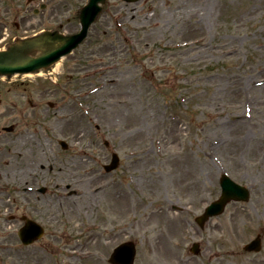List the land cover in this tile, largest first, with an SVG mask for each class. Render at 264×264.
Returning a JSON list of instances; mask_svg holds the SVG:
<instances>
[{"label": "rangeland", "instance_id": "374dc122", "mask_svg": "<svg viewBox=\"0 0 264 264\" xmlns=\"http://www.w3.org/2000/svg\"><path fill=\"white\" fill-rule=\"evenodd\" d=\"M86 2L0 0V48L61 24L77 32ZM10 125L0 264H111L127 241L135 264H264V0H109L58 65L0 76ZM223 172L251 193L203 228ZM26 215L45 229L30 246ZM260 235L261 250L244 249Z\"/></svg>", "mask_w": 264, "mask_h": 264}, {"label": "water", "instance_id": "95a60500", "mask_svg": "<svg viewBox=\"0 0 264 264\" xmlns=\"http://www.w3.org/2000/svg\"><path fill=\"white\" fill-rule=\"evenodd\" d=\"M107 0H89L80 12L81 30L74 34H65L59 30H45L37 35L17 40L6 49L0 50V75L12 76L20 73L37 72L49 68L64 55L77 48L87 37L91 25L103 9ZM131 1V0H128ZM117 159H115V162ZM115 163L109 167L113 168ZM223 195L208 209L202 220L211 214L221 212L229 199L237 198L243 193L248 198V192L235 184L228 176H223ZM43 233V229L33 221L28 220L20 235L25 243L32 242ZM259 239L253 241L248 248H259ZM136 249L133 243H124L112 255L111 261L117 264H134Z\"/></svg>", "mask_w": 264, "mask_h": 264}, {"label": "bare ground", "instance_id": "6f19581e", "mask_svg": "<svg viewBox=\"0 0 264 264\" xmlns=\"http://www.w3.org/2000/svg\"><path fill=\"white\" fill-rule=\"evenodd\" d=\"M198 40H199V42L202 41L200 38ZM179 128H180V126H177V129H179ZM180 130H181V128H180ZM120 191L121 192L118 193V196H117L118 201L130 203V202H128L129 201L128 196H130L129 193H127L124 189H120ZM81 195H83V194H81ZM81 195H79V197H81ZM88 195L92 196V192H89ZM162 212H164V211H162ZM164 214L168 216V214L166 212H164ZM170 219H171V217L169 218V221H170Z\"/></svg>", "mask_w": 264, "mask_h": 264}]
</instances>
